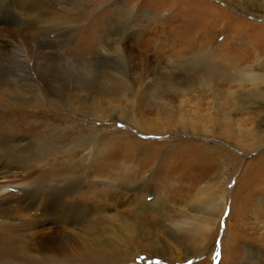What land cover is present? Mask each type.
Wrapping results in <instances>:
<instances>
[{
    "label": "rangeland",
    "instance_id": "374dc122",
    "mask_svg": "<svg viewBox=\"0 0 264 264\" xmlns=\"http://www.w3.org/2000/svg\"><path fill=\"white\" fill-rule=\"evenodd\" d=\"M8 3L0 0V7ZM39 5L29 17H21L19 24L24 29L3 33L0 50L1 43H7V49H37L48 57L61 53L48 44L67 43L62 47L67 54L88 43L100 51L91 57L93 63L103 61L109 53L118 57L122 67L130 68L129 83L134 81L132 73L140 74V80L130 86L132 94L118 88L108 97L97 98L98 105L113 110L116 120L108 119V110L89 118L83 115L85 111L75 116L63 108L56 113L33 114L50 122L55 119L51 116L58 120L67 115L69 124L86 129L84 136L92 135L99 141L94 154L101 171L98 176L104 180H92L89 175L79 197L91 202L95 211L87 218L85 230L98 229L95 220L112 216L147 230L145 234L135 232L115 249H78L65 256L64 264H176L165 257H149L131 244L132 240L145 244L149 235L159 234L162 225L170 224L169 219L175 222L176 210L190 215L192 221H186L193 222L191 228H197L193 225L198 218H206V238L198 244L197 252L185 254L176 247L172 255L176 261L190 258L181 264H264V0H39ZM195 43H206L212 51L208 64L219 68L215 79L199 75L194 80L180 71L185 59H175V53ZM236 70L246 78H260L253 84L245 83L242 88L248 93L243 95L235 93L238 85L231 75ZM199 72L202 70H194ZM12 74L8 73V79L14 81ZM154 75L176 76L180 83L198 82L179 92L156 94L147 89L148 79ZM250 90H256L257 95L251 96ZM114 106H130L136 120L150 119L152 125L168 119L172 124L163 131L158 129L160 133L142 134L118 120ZM92 118L98 120L92 123ZM235 135H242L244 141H234ZM29 137L21 136L23 140ZM132 137L139 142H130ZM127 140L130 143L123 145ZM122 163L134 167L130 174L133 181H146L141 195L150 205L166 203L164 222L152 212L144 219L139 217L134 204L142 197L135 200L128 193L122 197L103 184L115 177L113 169ZM226 180L225 208L215 233L222 200L208 202L207 196L221 192Z\"/></svg>",
    "mask_w": 264,
    "mask_h": 264
},
{
    "label": "bare ground",
    "instance_id": "6f19581e",
    "mask_svg": "<svg viewBox=\"0 0 264 264\" xmlns=\"http://www.w3.org/2000/svg\"><path fill=\"white\" fill-rule=\"evenodd\" d=\"M7 2L9 5L0 7L2 39H5L3 33L7 31L24 29L19 24L23 19L21 17L26 18L27 15L29 17L40 6L39 0H22L21 4H16L15 0ZM1 44L3 49L0 50V264H64L65 256L78 249L100 247L115 249L120 247L127 237L133 238L135 232L147 233L142 225L138 223L135 225L133 222L130 224L123 218L113 216L95 220L99 228L86 231L87 218L94 211L93 204L81 201L79 197L85 183L90 181L89 175L92 180L100 178L98 175H101V171L96 166L98 158L94 154L99 141L92 135L84 136L86 129L69 124L67 115H62L58 120L51 116L55 118L51 122L34 116L39 113H56L57 109L63 108L75 116L81 113V110L85 111L83 115L89 118L95 112L105 113L108 110V119L116 120L113 110L98 105L100 100L97 98L101 95L108 97L118 88L127 89L131 93L130 86L140 80V74L132 73L134 81L132 84L129 83L127 80L130 68L122 67L118 57L109 53L101 59L103 61L93 63L91 57L98 56L100 51L97 47L90 48L88 43H83L84 47H76L73 52L69 51L67 54L62 49L67 43L48 44L61 51L48 57L38 53L37 49L23 51L18 48L14 51L7 49V43ZM158 53L159 56L162 55L160 51ZM211 53L206 43H195L182 46L174 56L175 59H185V63L181 62L183 65L179 69L187 74V77L194 79L199 75H205L215 79L213 77L218 74L219 68L213 63L208 64V60L213 58ZM68 55L73 58L68 59ZM197 68L202 72L194 73ZM8 69L14 72H6ZM8 73H15L12 75L16 79L9 80ZM242 74L236 70L231 75L232 80L238 85L235 92L237 95H243L248 91L245 92L242 88L245 83L253 84L260 79L251 75L246 78L245 73ZM174 78L177 77L154 75L151 80L148 79L147 89L156 94H165L173 90L179 92L181 88L190 87L194 82H198L194 79V82L185 80L180 83ZM225 80L231 79L226 77ZM249 93L251 96L257 95L256 90H250ZM114 109L117 111L118 120L142 134L157 131L160 133L158 129L162 130L164 126L172 124L170 119L159 123L160 125L150 124V119L136 120L135 115L131 114L130 106H114ZM73 119L77 121V118ZM96 120L98 119H91L92 123ZM114 132L119 135L118 131ZM23 134H29V139L23 140L21 138ZM124 138L128 139V136ZM234 138V141L239 139L244 141L242 135L241 137L235 135ZM129 139L130 142L131 140L139 142L133 137ZM119 140L117 142L121 143ZM127 142L129 140L123 141L122 144ZM86 147L89 150L82 154L81 151L87 150ZM225 161L224 158L222 162ZM116 167L113 169L116 171L115 177L112 176L101 183L103 182L117 195L128 193L129 198L135 200L138 196L142 197L134 204V211L139 217L144 219L152 212L160 216L164 222L167 218V213L164 212L166 203L153 202V205H150L147 202L148 198L141 195L147 188L146 181L135 182L130 178L134 167L125 163ZM228 181H225L221 192L209 193L207 196L208 202H214L215 198L218 201L222 200L215 233L225 208L223 193L226 191ZM189 217L190 215L176 210V221L173 222L172 219L171 222L169 219L170 224L162 225L159 234L149 235L145 244L132 240L134 250L138 249L149 257H165L176 264L189 260L190 258L179 262L172 256L176 247L184 249L185 254L197 252L198 244L206 238L204 229L206 218L204 216L198 218L197 225H193L197 227L195 229L191 228L193 222L191 224L186 221L191 219Z\"/></svg>",
    "mask_w": 264,
    "mask_h": 264
}]
</instances>
